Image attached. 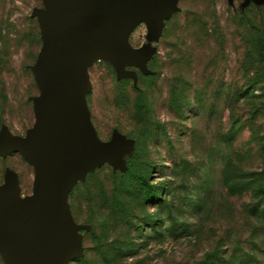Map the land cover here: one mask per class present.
Segmentation results:
<instances>
[{
	"label": "rangeland",
	"instance_id": "1",
	"mask_svg": "<svg viewBox=\"0 0 264 264\" xmlns=\"http://www.w3.org/2000/svg\"><path fill=\"white\" fill-rule=\"evenodd\" d=\"M43 7L0 0V136L35 124L30 15ZM94 11L123 24L137 57L120 69L90 59L89 122L101 145L128 146L75 177L77 254L64 264H264V0H177L158 32L139 13ZM10 179L33 195L34 166L17 152L0 155V186Z\"/></svg>",
	"mask_w": 264,
	"mask_h": 264
},
{
	"label": "water",
	"instance_id": "2",
	"mask_svg": "<svg viewBox=\"0 0 264 264\" xmlns=\"http://www.w3.org/2000/svg\"><path fill=\"white\" fill-rule=\"evenodd\" d=\"M43 2L32 11L43 39L42 62L33 67L40 88L35 124L25 137L0 136V155L20 153L35 169L28 199H20L14 179L0 186L1 253L8 264H64L75 257L77 225L67 201L73 181L92 164L118 160L128 146L123 139L101 145L89 122L84 95L90 88V59L106 53L120 69V59L137 57L124 43L123 24L94 9L139 13L158 32L157 13L176 10L177 0ZM76 21L85 33L83 44Z\"/></svg>",
	"mask_w": 264,
	"mask_h": 264
},
{
	"label": "trees",
	"instance_id": "3",
	"mask_svg": "<svg viewBox=\"0 0 264 264\" xmlns=\"http://www.w3.org/2000/svg\"><path fill=\"white\" fill-rule=\"evenodd\" d=\"M241 10H244V9L241 8ZM30 16L34 18L33 15H30ZM36 23H37V32L35 31L33 37L35 38V40L37 39V42L38 43H39V41H41V46L39 48V51L37 52V54L35 55V57L33 59L34 60L33 63L29 65V68H30V71H31V73L33 75L34 80H36V77H35V73L33 71V67H34L35 63L39 60L40 54H41L42 48H43V39H42L41 28H40V25H39L38 21H36ZM262 52L264 54V51H262ZM33 115H34V119H35V109H33ZM143 184H144V186L146 188L149 189L150 192L155 193V192H153V188H152L153 186L152 187L151 186H148L147 184H145V182H143ZM0 264H6L5 261H4V259H3V257L1 255H0Z\"/></svg>",
	"mask_w": 264,
	"mask_h": 264
}]
</instances>
